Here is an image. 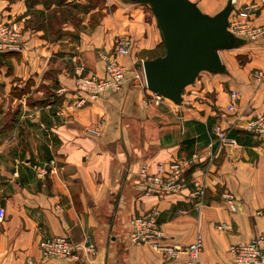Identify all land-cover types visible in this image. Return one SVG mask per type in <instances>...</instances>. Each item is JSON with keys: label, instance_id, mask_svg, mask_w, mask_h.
I'll return each instance as SVG.
<instances>
[{"label": "crops", "instance_id": "obj_1", "mask_svg": "<svg viewBox=\"0 0 264 264\" xmlns=\"http://www.w3.org/2000/svg\"><path fill=\"white\" fill-rule=\"evenodd\" d=\"M109 1L116 8L92 22L96 9L87 0H66L61 7L77 18L55 11V27L32 21L35 9L49 16L54 0H0V22H18L27 36L22 51L0 53V264H165L150 244L130 238L132 218L153 208L169 240L202 237L201 264H234L230 247L264 230V135L233 124L264 98V81L252 77L264 70V39L223 48L221 69H204L180 103L145 105L144 52L163 48L162 31L145 2ZM251 1H223L231 38H241L231 21ZM252 18L263 24L264 8ZM119 35L132 39L119 58L126 81L79 104L85 94L75 68L104 76L102 55ZM231 90L240 93L238 114L224 115ZM172 161L190 165L187 178L204 184L201 197L190 189L165 196L138 189L142 165L154 171ZM222 223L229 226L219 229ZM57 235L90 237L97 252L45 258L40 241Z\"/></svg>", "mask_w": 264, "mask_h": 264}, {"label": "built area", "instance_id": "obj_2", "mask_svg": "<svg viewBox=\"0 0 264 264\" xmlns=\"http://www.w3.org/2000/svg\"><path fill=\"white\" fill-rule=\"evenodd\" d=\"M236 1L232 0L233 3H236ZM262 8H264V0H252L238 9V14L231 21V25L235 28L239 37L250 42L264 39V23L259 25L252 23L254 13ZM26 41V31L18 22H0V53L22 51ZM131 47L132 39L130 36H118L113 51L102 55L105 61L104 76L86 73L81 65L75 68L77 89L85 94V97L79 98V104L84 103L86 97L96 99L107 91L121 89L127 79L128 68L120 62L119 58L128 55ZM252 77L259 82H263L264 70L256 69L252 73ZM143 86L149 90L146 79L143 81ZM166 100L170 101L163 95L149 90V93L143 98V103L145 105L159 104ZM239 104V91L231 90L224 115L238 114ZM238 119L233 124L243 127L251 134L264 135V98L250 118ZM218 129L220 127L216 128V133ZM218 135L221 138L225 136L222 132ZM189 166L188 163L183 161H172L167 168L160 163L156 170L151 171L149 166L144 164L138 172V189L143 194L159 196L190 189L192 195L201 197L204 192V184L196 179L189 182L186 175ZM47 169L46 165L43 166L40 174L46 175ZM261 212L262 210H258V214ZM159 214V211L153 208L148 212L134 216L131 220V241L137 244H150L163 256L165 264H177L182 255H185V259L180 264H201L204 250L202 237L197 236L188 244L169 240L162 228ZM228 226V224L222 223L218 225V228L223 229ZM39 246L45 258L60 257L73 261L85 259L86 255L94 256L97 252V246L90 237L82 241L68 235L45 237L40 241ZM230 253L233 256L234 264H264V230L246 243L233 244L230 247Z\"/></svg>", "mask_w": 264, "mask_h": 264}, {"label": "water", "instance_id": "obj_3", "mask_svg": "<svg viewBox=\"0 0 264 264\" xmlns=\"http://www.w3.org/2000/svg\"><path fill=\"white\" fill-rule=\"evenodd\" d=\"M156 14L166 51L143 61L149 90L180 103L182 92L204 69L220 70L219 48L233 45L226 30L228 9L206 17L190 0H142ZM242 38H237L241 44ZM240 42V43H238Z\"/></svg>", "mask_w": 264, "mask_h": 264}, {"label": "rangeland", "instance_id": "obj_4", "mask_svg": "<svg viewBox=\"0 0 264 264\" xmlns=\"http://www.w3.org/2000/svg\"><path fill=\"white\" fill-rule=\"evenodd\" d=\"M64 1H66V0H54V2L56 3V7H55V9L54 10H52V11H49V13H50V15L49 16H47L46 17V15L45 16H43V17H46L49 21L51 20L52 21V26H55L56 27V24L58 23L59 24V22H60V20H59V17H58V19L56 18H53V14H56V12L55 11H58V10H65V11H63L62 13H63V16L64 17H71V18H73V19H76L77 17L76 16H74V14H73V11H72V14H70L71 13V11H67L66 9H63V7H61V3H63ZM139 2H141V3H144V1H142V0H138ZM192 3H193V5L198 9V10H200L201 11V13L203 14V15H205L206 17H214V16H216V15H218L219 13H221L222 11H223V7H221L222 6V3H223V1H225V0H190ZM59 3H60V5H59ZM144 4H146V6L147 7H152L150 4H148V3H144ZM58 5L60 6V7H58ZM87 6H88V8H90V9H96V11L94 12V14L92 15V22H97V21H99V17L100 16H102V15H104V13H106V12H109V11H111V10H113V9H115L116 8V6L114 5V4H112V3H110V1L109 0H87ZM40 12H42V11H40V10H33V22H34V24H39L40 22L38 21L39 19H41V20H43V21H45V23H46V20L45 19H42L43 17H41L39 14H40ZM55 12V13H54ZM75 12V11H74ZM69 13V14H68ZM57 22V23H56ZM120 36V35H119ZM118 38V37H117ZM237 38H235V40L233 41V45H238L237 44ZM238 43H240V42H238ZM157 51H160V52H162L163 51V54L165 53V51H166V45H165V42H164V46H163V48H160V49H157ZM217 52L218 53H220L221 54V56H222V60H225V58H227V53L225 52V53H223V48H219L218 50H217ZM145 54L144 55H147V56H150V55H152L151 53H149V52H144ZM156 54V53H155ZM142 69H143V66H142ZM141 69V70H142ZM202 71L203 70H201L198 74H197V76H196V78L198 77V78H200L201 79V76H202ZM144 72V71H143ZM76 74V73H75ZM145 77V75H143V76H141V81L143 80L144 81V78ZM196 80V79H195ZM194 80V81H195ZM193 81V82H194ZM146 89V88H145ZM147 90V89H146ZM186 90V87L184 88V90L183 91H185ZM147 93H149V90H147Z\"/></svg>", "mask_w": 264, "mask_h": 264}, {"label": "trees", "instance_id": "obj_5", "mask_svg": "<svg viewBox=\"0 0 264 264\" xmlns=\"http://www.w3.org/2000/svg\"><path fill=\"white\" fill-rule=\"evenodd\" d=\"M70 11V10H69ZM41 17H43V16H45V14L43 13V12H40V14H39ZM53 18H57L58 19V17L56 16V15H54L53 14ZM42 19H47L46 17H43ZM48 20V19H47ZM39 22H41L40 23V25H42V24H44L45 23V21H43V20H41V19H39L38 20ZM48 22H50V24L52 25V21L50 20H48ZM149 53H151L152 55H150V56H148L147 57V59H153V58H156V57H158V56H161V55H163V51L162 52H160V51H157V50H151V51H149ZM156 53V54H155Z\"/></svg>", "mask_w": 264, "mask_h": 264}]
</instances>
